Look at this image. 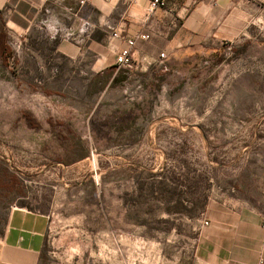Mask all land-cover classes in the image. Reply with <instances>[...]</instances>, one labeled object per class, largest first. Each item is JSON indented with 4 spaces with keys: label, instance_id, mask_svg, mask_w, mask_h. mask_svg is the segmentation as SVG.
I'll list each match as a JSON object with an SVG mask.
<instances>
[{
    "label": "rangeland",
    "instance_id": "1",
    "mask_svg": "<svg viewBox=\"0 0 264 264\" xmlns=\"http://www.w3.org/2000/svg\"><path fill=\"white\" fill-rule=\"evenodd\" d=\"M7 30L0 235L27 208L49 216L43 264H192L211 201L264 210V32L148 74Z\"/></svg>",
    "mask_w": 264,
    "mask_h": 264
},
{
    "label": "crops",
    "instance_id": "2",
    "mask_svg": "<svg viewBox=\"0 0 264 264\" xmlns=\"http://www.w3.org/2000/svg\"><path fill=\"white\" fill-rule=\"evenodd\" d=\"M0 10L8 29L60 31L59 53L70 56L86 47L94 71L113 67L112 48L122 49L123 39L138 35L149 39H136L135 66L154 74L160 53H167L168 64L203 50L216 53L222 44L251 43L264 32V0H168L166 9L153 13L146 0H91L83 6L79 0H0ZM112 31L123 39H113ZM200 225L188 257L192 264H264V210L239 200L211 201ZM48 227L47 214L14 207L0 235V264H43ZM177 264L184 261L178 257Z\"/></svg>",
    "mask_w": 264,
    "mask_h": 264
},
{
    "label": "built area",
    "instance_id": "3",
    "mask_svg": "<svg viewBox=\"0 0 264 264\" xmlns=\"http://www.w3.org/2000/svg\"><path fill=\"white\" fill-rule=\"evenodd\" d=\"M148 2L149 6V13H153L157 9H166L168 6V0H146ZM91 2V0H79V3L81 6L88 4ZM111 37L113 39H123L121 33L119 31H112ZM136 39L141 40H148V35H138V37L135 38H128L123 39L125 42V47L122 49H115L112 48L115 53V61L113 67H116V69L121 68H127V69H133L136 65V62L134 60L132 49L136 45ZM168 57L167 53H160L159 55V62L160 66H163L164 60H166ZM209 223L206 221L204 222V225H208ZM264 228V225H263Z\"/></svg>",
    "mask_w": 264,
    "mask_h": 264
},
{
    "label": "trees",
    "instance_id": "4",
    "mask_svg": "<svg viewBox=\"0 0 264 264\" xmlns=\"http://www.w3.org/2000/svg\"><path fill=\"white\" fill-rule=\"evenodd\" d=\"M219 52L213 53L212 55H209L206 60L210 61V59L215 58L217 60L219 58ZM12 56L11 50L8 46V30L6 27V22L3 16V11L0 10V59L4 61V63L7 62V60ZM194 57H200V55L196 54L194 56H190L185 58L183 61H185L186 64L192 63V59ZM182 61V62H183ZM170 64V63H168ZM214 64V62H213ZM165 66V64L163 65ZM163 68V67H162ZM112 70H115L116 67H111Z\"/></svg>",
    "mask_w": 264,
    "mask_h": 264
}]
</instances>
